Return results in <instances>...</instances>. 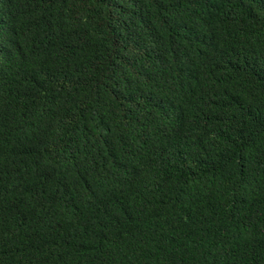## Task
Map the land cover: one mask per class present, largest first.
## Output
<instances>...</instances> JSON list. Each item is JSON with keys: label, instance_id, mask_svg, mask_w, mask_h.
<instances>
[{"label": "trees", "instance_id": "1", "mask_svg": "<svg viewBox=\"0 0 264 264\" xmlns=\"http://www.w3.org/2000/svg\"><path fill=\"white\" fill-rule=\"evenodd\" d=\"M0 264H264V0H0Z\"/></svg>", "mask_w": 264, "mask_h": 264}]
</instances>
